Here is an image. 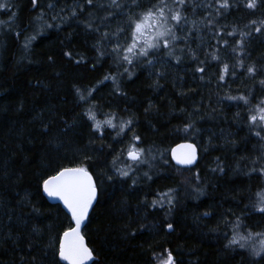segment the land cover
<instances>
[{"label":"trees","instance_id":"obj_1","mask_svg":"<svg viewBox=\"0 0 264 264\" xmlns=\"http://www.w3.org/2000/svg\"><path fill=\"white\" fill-rule=\"evenodd\" d=\"M57 1L37 0L33 7L31 0H7L10 11L0 10V21L7 22L0 25V264H57L50 242L73 224L61 205L46 199L41 180L84 157L89 158L84 160L89 170L100 177L98 198L83 229L94 253L91 264H151L154 254L163 249H170L178 264H264V258L251 254L252 247H260L257 238L247 242L243 253H231L226 245L233 231L224 224L231 212L246 215L251 189L264 176L252 171L264 166V160L252 163L264 152V140L254 135L255 129L245 119L249 109L264 99L262 79L242 83V69L229 66L225 81L220 82L216 74V80L209 81L225 64V47H220V60L207 57L203 74L195 72L197 61L186 57L177 63L162 54L150 57L151 65L130 67L129 77L123 70L128 65L120 67L108 56L116 82L109 79L104 84L103 76L99 78L101 59L91 67L93 63L84 56L90 50V33L97 40L99 33L86 29L81 21L89 11L96 16L107 13L85 5L70 23L45 27L52 24L47 7ZM130 1L122 0L128 5ZM72 2L83 4V0ZM229 2L243 7L246 0ZM221 11L217 17L221 36L208 50L196 53L200 60L216 51L212 46L217 39L229 44L241 32L235 23L224 21L227 11ZM124 13L107 27L101 25L102 31L126 27L127 9ZM37 31L40 35L25 48L26 38ZM233 31L234 35H226ZM253 48L258 58L247 62L264 66V44L259 50ZM77 88L95 89L89 103L79 99ZM241 95L247 97V105L228 99ZM101 97L115 106L120 119H131L135 125L123 148L136 134L141 137L139 146L151 149L150 165H142L131 177L106 179L113 174L112 161L122 147L110 132L103 130V136L94 132L92 122L83 115ZM189 122L198 131L184 132ZM183 140L195 142L200 149L198 163L190 168L177 166L170 158L171 148ZM133 178L138 181L135 186ZM197 187L202 194L193 191ZM169 189H175L170 212L166 201L163 208L149 206L157 193ZM241 232L247 234L244 229Z\"/></svg>","mask_w":264,"mask_h":264},{"label":"snow or ice","instance_id":"obj_2","mask_svg":"<svg viewBox=\"0 0 264 264\" xmlns=\"http://www.w3.org/2000/svg\"><path fill=\"white\" fill-rule=\"evenodd\" d=\"M33 7L37 5V0H31ZM264 3V0H246L243 7L249 10H256L258 6ZM131 4L135 8H140L141 4L139 0H131ZM90 6L97 11L106 12V16H96L92 11L88 12L87 17L81 21L85 28L99 33V39L97 44L94 45L100 57L109 56L118 64L123 67L125 64L128 67H123L124 73H127L131 77L132 73L129 71L130 67H135L138 64L153 63L150 57H159L162 54L168 57L174 58L177 63H180L183 58H190L198 62V66L195 68V72L205 73V64L207 63V57L210 56L211 60L219 61L220 57L217 53L220 51V47L228 45L227 40L221 41L217 39L216 45L212 47L216 48V51L212 53H206V59L200 60L195 51L189 46V39L193 32H199L201 29H206L214 33V37L221 36V30L217 27V17L222 15V11H227L231 7L238 6L232 4L229 0H208L207 3H197L196 0H154L150 6L145 7L140 12L133 11L129 8L128 3L122 2V0H83V4H77L74 8L70 9L71 17L77 16V9L81 13L84 12V6ZM12 5L7 0H0V10L10 11ZM49 8H53L54 5H49ZM191 7L193 15L197 14V10L204 8L207 10L206 15L201 19H190L188 15V9ZM124 9L129 10V14L125 20L126 27L118 26L115 32L102 31L101 25L107 27L108 22L113 18H120L125 15ZM64 9H61L63 12ZM15 13L11 14L10 19L14 22ZM43 13L36 19L39 21L43 18ZM59 18L61 22H66L67 16H61L59 13L53 16L55 20ZM7 22L0 21V25H6ZM45 27L51 28L52 24H45ZM58 27V25H57ZM249 29L246 33H241L242 38L250 37L252 31L259 34L264 31V19L259 21L251 20L246 25ZM182 33V34H178ZM20 33H17L19 35ZM40 32L37 31L35 35L27 37V42L24 47L27 48L31 41L35 40ZM226 35H234L233 32H228ZM115 38V39H114ZM123 40V43H121ZM183 43L184 47L179 45ZM107 45L108 47H105ZM217 45L219 47H217ZM239 49V51H237ZM243 42L237 43L236 47L232 49V52L236 54L237 64L236 66L243 68L244 62L241 57L244 55ZM179 53V55H177ZM70 55V53H65ZM247 72L251 76H255L257 69L254 66H248ZM229 73V65L223 64L220 69L218 80L220 82L225 81L226 75ZM234 75V73H233ZM111 79L114 83L116 77L106 75L104 80ZM203 79V76H201ZM261 86H264V79L259 81ZM95 89H76L77 95L81 101L89 103V98L92 96ZM229 100H240L245 105L249 103L246 96L228 97ZM251 114L246 115L245 119L249 121L250 128L255 129L254 135L261 140H264V99L259 101L255 109H249ZM103 119L97 118V109L94 105L89 106L84 116L91 121V127L94 132H100L103 136V129L105 127L116 130L117 136H121L126 131L131 130L132 120H122L115 113H101ZM198 131L195 129L194 122L186 123L183 131L189 132V130ZM141 137L133 134L129 143L119 150L117 156L112 161L113 174L107 175V180H112L113 175H116L120 179L128 178L136 172L142 165H150L149 154L151 149L140 147ZM178 149H184L185 151L178 154ZM178 149H172L173 159L180 165H192L197 159L196 147L194 144H182L178 146ZM121 157L124 160H121ZM89 159L84 157L80 163L73 166L60 167L55 170L54 174L48 175L43 179L42 187L43 192L49 197L57 198L63 202L71 215L73 226L65 229L54 242H50V247H54L55 255L58 258L57 264L60 261L66 262V264H88L89 261L94 259L93 249L88 246L85 241V237L81 232L82 225H84L88 218L89 210L92 208L93 203L97 200L100 191L99 183L100 177L94 176L89 170V167L84 163V160ZM154 159V157H153ZM219 158H217V161ZM260 160H264V152L260 154L258 160L252 161L254 165L258 164ZM124 161H128L125 163ZM118 163H123V167H118ZM167 163V161H165ZM218 170L223 172V168L219 167ZM212 171H217V168H213ZM252 171H259L264 174V166L253 167ZM144 175L148 176L145 172ZM199 176L197 174V180ZM138 183L137 179H132V185L135 186ZM193 191L199 195L202 194V189L194 188ZM175 189H169L167 192L157 193V199L152 201L149 205L152 208L165 206V201L169 206V212L174 206V196L172 195ZM258 200L253 205L254 209L260 213H264V192L257 193ZM205 216L210 215L205 213ZM143 225L141 230H143ZM243 223L239 217L233 224V235L229 239L226 247L238 246L241 249L248 247V241L256 237H264V232L255 233L247 232L242 234ZM169 231L173 229V225L169 223L167 225ZM135 232H131L130 235H135ZM251 254L254 257L264 258V239L260 240V247H252ZM153 260L156 264H178L173 252L170 249H163L160 253H156L153 256Z\"/></svg>","mask_w":264,"mask_h":264},{"label":"rangeland","instance_id":"obj_3","mask_svg":"<svg viewBox=\"0 0 264 264\" xmlns=\"http://www.w3.org/2000/svg\"><path fill=\"white\" fill-rule=\"evenodd\" d=\"M73 0H59L51 5H54L53 8H49L47 7V11L48 13H50V16L53 17L55 15H57V13H59L61 16H67L68 19L66 20V22H61V20L59 18L53 20L52 19V24L54 27H57L62 25V24H68L70 23L73 19H75L76 17H78L80 11L79 9H77V16L76 17H71L70 15V9L74 8L77 3H73ZM154 0H139V3L141 4L140 8H135L130 1L129 4V8H132L133 11L135 12H140L142 11L143 8L150 6L151 3H153ZM208 0H199L198 3H207ZM79 4V3H78ZM264 3H261L258 8L256 10H249L245 7H231L225 14V18L224 21L227 22L228 24H232L235 23V25L238 26L239 30L241 32H239L236 36L235 39L229 43L227 46H225L224 51H223V60H225V63H227L229 66H232L234 68H239L242 69V83H247L248 81L252 80V79H264V66L260 65L259 62H247L248 58H254L256 57L257 53L254 52V47H256L257 50L260 49V47L263 46L264 44V31H262L261 33L257 34V33H252L250 37L247 38H242L241 33H246L248 31H244V29L246 28V25L249 24V21L251 20H261L264 19V12L260 13L261 9H263ZM61 9H64L63 12H61ZM128 14H129V10L127 9ZM207 10L204 8H200L197 10V14L193 15L191 12V7L188 10V15L190 17V19H201L204 15H206ZM238 14L243 15V17H241V19L237 18ZM236 18V19H233ZM96 35V33H94ZM178 34H182V33H178ZM90 38L89 39V47L90 50L88 53H85V60H89V62L92 64L91 67H93L94 64H96L100 59L102 61L103 64V73L99 76L102 77L103 76V80L104 77L106 75H110V68H109V63H108V56H104V57H100L99 53L97 52L96 48L94 47V45L97 44V38L90 33ZM97 36V35H96ZM217 37H214V33L211 31H208L206 29H201V31L197 32H193L192 36L189 39V46L191 47V49L193 51H195L196 53H200V52H204L206 50L209 49V47L212 45V43L216 40ZM243 42L244 45V55L241 57V59H243L244 62V67L240 68L238 66H236L237 64V57L236 54L232 52V49L234 47H236L237 43L239 42ZM123 43V42H121ZM253 44V46H252ZM253 49V50H252ZM237 51H239V49H237ZM78 56V55H77ZM88 56H90L88 58ZM258 58V57H256ZM99 59V60H98ZM248 66H254L257 69V73L255 76H251L248 74L247 72V67ZM221 68L217 69V72L214 74H211L209 77V81L213 82L216 80L215 78V74L217 76H219V72H220ZM102 83H106V80L101 81ZM101 83V84H102ZM239 84H236L234 86H238ZM240 88V87H239ZM109 96H105V100L108 99ZM93 105L96 107L97 109V117L98 119H103V115L101 113H115V106L111 103V102H107L104 101V97H101V99L97 102L94 99L93 101ZM133 123L131 126V130L130 131H126L125 134L121 135V136H117V132L116 130H113L111 128H107L105 127L103 130L105 132H110L109 134L114 137L116 140H118V146L121 148H123V146L126 144L125 142L128 141L129 136L135 131L134 129ZM103 131V132H104ZM257 140V139H256ZM256 140H254V142H256V144H259V142H257ZM75 164L72 165H66V166H73ZM47 178L44 177L41 180V190L43 192V187H42V181L43 179ZM258 177H256L257 179ZM254 185V184H253ZM252 203H250V205H247L245 207L246 210V215L243 214L242 212L239 213H235V212H231V216L227 218V221L224 222V224H226V226H228V229L232 230L233 228V224L236 221L237 217L240 218V220L243 223V229L244 231L247 232H252L253 234L255 233H261L264 232V213H260L258 211H256L253 207V205L257 202L258 197H257V193L260 192H264V176H262L261 179L258 178V180L256 181V185H254L252 187ZM261 215L259 217H256L255 215ZM245 216L248 217V219L245 218ZM230 218V219H229ZM245 218V219H244ZM226 220V219H225ZM230 220V221H229ZM253 238H257V240L255 241L257 243V245L260 246V240L264 239V237H256L255 235L253 236ZM229 250H231L230 252L235 254L234 252H238V253H243L244 250L239 248L238 246H232V247H227ZM63 262V261H61ZM64 263V262H63ZM151 264H156V262L151 259Z\"/></svg>","mask_w":264,"mask_h":264},{"label":"water","instance_id":"obj_4","mask_svg":"<svg viewBox=\"0 0 264 264\" xmlns=\"http://www.w3.org/2000/svg\"><path fill=\"white\" fill-rule=\"evenodd\" d=\"M182 144H194L195 147H196L197 159H196L195 163H193L192 165H180V164H177L176 161L173 159V156H172V149H178V146H179V145H182ZM183 151H185V150H184V149H178V154H179L180 152H183ZM199 157H200V149H199L198 145H197L195 142L190 141V140L179 141V142H177V143L171 148V150H170V158H171V160L173 161V163H174L175 165H177V166L184 167V168H190V167L195 166V165L198 163ZM43 194H44V196L46 197V199H47L50 203L61 205V207L64 209V211H65V212L70 216V218H71L70 213L68 212L67 208L64 206V204H63L62 201H60V200L57 199V198L49 197V196H48L46 193H44V192H43ZM96 201H97V200H96ZM96 201L93 203L92 208L89 210L88 218H89V215H90V213H91L93 207H94L95 204H96ZM88 218L86 219L84 225H82V228H81V232H82V234H83V229H84L85 225L87 224ZM71 221H72V220H71ZM72 224H73V221H72ZM72 226H73V225H72ZM83 235H84V234H83ZM84 237H85V235H84ZM85 241H86V243L88 244V241H87L86 237H85ZM88 246L90 247L89 244H88ZM90 248H91V247H90ZM93 254H94V253H93ZM93 260H94V259H93ZM93 260L89 261L88 264H91V263L93 262ZM65 263H66V262H65Z\"/></svg>","mask_w":264,"mask_h":264}]
</instances>
